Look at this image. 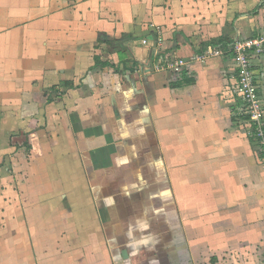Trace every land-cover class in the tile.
I'll return each mask as SVG.
<instances>
[{
	"label": "crops",
	"instance_id": "0c3cea01",
	"mask_svg": "<svg viewBox=\"0 0 264 264\" xmlns=\"http://www.w3.org/2000/svg\"><path fill=\"white\" fill-rule=\"evenodd\" d=\"M261 34L264 0H0V264H264Z\"/></svg>",
	"mask_w": 264,
	"mask_h": 264
},
{
	"label": "built area",
	"instance_id": "2783aa9c",
	"mask_svg": "<svg viewBox=\"0 0 264 264\" xmlns=\"http://www.w3.org/2000/svg\"><path fill=\"white\" fill-rule=\"evenodd\" d=\"M264 51V34L239 39L233 44L238 66L237 90L242 97L240 114L244 117L246 135L264 149V102L258 90L253 59ZM183 66V62L175 67Z\"/></svg>",
	"mask_w": 264,
	"mask_h": 264
},
{
	"label": "trees",
	"instance_id": "16d2710c",
	"mask_svg": "<svg viewBox=\"0 0 264 264\" xmlns=\"http://www.w3.org/2000/svg\"><path fill=\"white\" fill-rule=\"evenodd\" d=\"M258 8H259V7H258ZM255 11H256V10H255ZM255 11H254V12H255Z\"/></svg>",
	"mask_w": 264,
	"mask_h": 264
}]
</instances>
